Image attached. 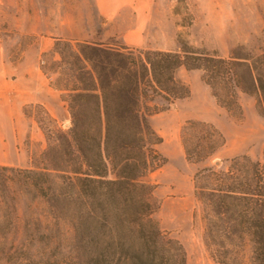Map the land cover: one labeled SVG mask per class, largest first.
<instances>
[{
    "label": "trees",
    "instance_id": "1",
    "mask_svg": "<svg viewBox=\"0 0 264 264\" xmlns=\"http://www.w3.org/2000/svg\"><path fill=\"white\" fill-rule=\"evenodd\" d=\"M52 52L60 56L52 84L71 124L64 130L47 113L54 127L45 129L41 166L0 164V264H187L184 245L153 217L155 187L146 177L166 159L150 117L190 95L176 77L181 67L202 71L229 111L241 110L242 92L264 115V39L260 52L239 46L228 58L184 39L177 50H158L58 38ZM197 125L209 127L183 128L189 159L196 144L186 135ZM206 172L214 187L198 196L212 256L264 264V160L243 155L226 172L205 168L198 177ZM246 243L248 262L238 256Z\"/></svg>",
    "mask_w": 264,
    "mask_h": 264
},
{
    "label": "rangeland",
    "instance_id": "2",
    "mask_svg": "<svg viewBox=\"0 0 264 264\" xmlns=\"http://www.w3.org/2000/svg\"><path fill=\"white\" fill-rule=\"evenodd\" d=\"M91 4V0H4L0 4V19L20 18L28 11L38 12L44 16L35 24L42 35L57 36L73 43L86 37L90 42L177 50L179 40L184 39L226 58L239 46L260 52L264 39V0H155L146 19L136 22L117 19L112 30L103 19H98ZM49 19H57L58 23H49ZM66 20L73 22L63 23ZM12 27L6 23L1 29L4 35H12V39L7 40L10 44L7 52L12 60H17L36 35H20ZM13 41L17 44L13 45ZM42 59L45 63L41 62V67H47L43 71L45 78L55 91L52 95L56 99L51 103L55 112L43 103L24 104L22 119L15 122L14 136L13 128H6L7 106H1L0 125L4 127L0 126V164L20 168L41 166L38 156L47 147L45 129L54 127L47 113L64 130L71 124L62 94L52 84L58 76L53 72L57 66L54 61L60 60V56L51 51ZM2 74L1 83L7 77V73ZM176 77L189 87L190 95L150 117L152 127L163 138L158 150L166 159L146 177L155 187L153 201L158 209L153 217L162 230L184 245L187 264H221L205 243L207 208L198 196V191L209 193L214 184L209 172L201 177L198 174L205 168L226 172L231 161L243 155L263 161L264 115L257 109L256 98L242 92L238 93L241 110L231 112L223 107L200 70L181 67ZM188 121L209 126L197 125L188 130V144H196L192 159L188 158L184 143L183 128ZM219 134L224 137L222 144L218 143ZM238 253L240 259L248 262L252 255L250 244L241 246Z\"/></svg>",
    "mask_w": 264,
    "mask_h": 264
},
{
    "label": "crops",
    "instance_id": "3",
    "mask_svg": "<svg viewBox=\"0 0 264 264\" xmlns=\"http://www.w3.org/2000/svg\"><path fill=\"white\" fill-rule=\"evenodd\" d=\"M4 0H0V4ZM91 6L95 9L98 19H103L105 25H110L111 30L117 19H146L148 12L154 6L155 0H91ZM44 17L38 12H26L20 18L0 19V80L3 72L7 73L2 83L0 82V108L5 105L6 128L16 135V123L22 119V107L27 103H43L51 112L53 110L52 101L56 99L45 78L41 67L42 56L54 49L57 36H46L39 32V27L35 24L41 22ZM48 18V17H45ZM49 23H58L57 19H49ZM73 20H66L63 23H70ZM9 23L13 29L20 32V35H36L35 38L23 49L21 56L17 60L9 57L7 48L10 44L7 40L12 39V35H4L1 26ZM80 41H86V37H80ZM17 44L13 41V45ZM16 76V78H13ZM55 103V102H53ZM2 104V105H1ZM0 126L4 127V124ZM6 165V164H1ZM11 166V165H6ZM15 167V166H13Z\"/></svg>",
    "mask_w": 264,
    "mask_h": 264
}]
</instances>
